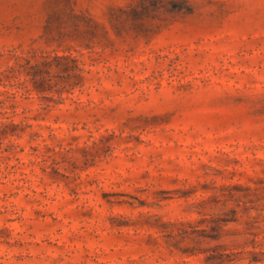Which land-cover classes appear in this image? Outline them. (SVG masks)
I'll use <instances>...</instances> for the list:
<instances>
[{
    "label": "rangeland",
    "instance_id": "1",
    "mask_svg": "<svg viewBox=\"0 0 264 264\" xmlns=\"http://www.w3.org/2000/svg\"><path fill=\"white\" fill-rule=\"evenodd\" d=\"M166 1L0 0V264H264V0Z\"/></svg>",
    "mask_w": 264,
    "mask_h": 264
},
{
    "label": "trees",
    "instance_id": "2",
    "mask_svg": "<svg viewBox=\"0 0 264 264\" xmlns=\"http://www.w3.org/2000/svg\"><path fill=\"white\" fill-rule=\"evenodd\" d=\"M165 4H170V7L175 8V9H180L184 11H191L190 5L186 2V0H171V1H166ZM60 56L56 55L55 58L51 61L48 62V64H53L55 61L59 60Z\"/></svg>",
    "mask_w": 264,
    "mask_h": 264
}]
</instances>
